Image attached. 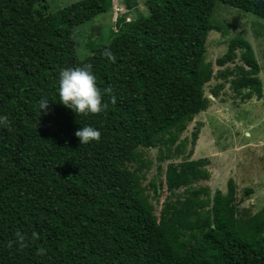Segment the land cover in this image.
Instances as JSON below:
<instances>
[{"label":"trees","instance_id":"trees-1","mask_svg":"<svg viewBox=\"0 0 264 264\" xmlns=\"http://www.w3.org/2000/svg\"><path fill=\"white\" fill-rule=\"evenodd\" d=\"M217 3L264 20V0H152L148 16L119 18L111 40L90 36L83 59L70 48L59 63L47 44L106 13L111 0L56 11L46 0H0V116L11 122L0 127V264H264V210L238 209L231 180L213 197L208 187H193L209 179L206 158L168 163L158 185L141 182L150 163L139 148L158 146L160 160L173 161L185 148L175 145L185 124L209 107L203 86L213 71L204 55L208 33L219 31ZM26 9L32 20L11 29ZM238 50L244 65L220 75H235L232 86L249 91L244 98H259L260 68L247 41L230 39L215 63L235 61ZM85 63L107 104L98 115L78 116L60 103V65ZM42 99L49 106L40 113ZM84 126L99 130L100 141L81 145L75 132ZM160 188L169 197L156 216L148 191ZM17 232L39 239L9 248ZM40 248L46 255H37Z\"/></svg>","mask_w":264,"mask_h":264},{"label":"rangeland","instance_id":"rangeland-1","mask_svg":"<svg viewBox=\"0 0 264 264\" xmlns=\"http://www.w3.org/2000/svg\"><path fill=\"white\" fill-rule=\"evenodd\" d=\"M76 1L79 0H46V3L49 9L56 11ZM129 1V3L134 2V0ZM139 5V9H115L116 5L112 2L113 8L93 17L88 23L77 27L57 42L48 43L47 50L59 54L56 57L59 62L58 58L70 53L71 48L76 60L79 61L89 53L86 43L90 36L107 42L118 32L119 27L116 23L122 16L124 23L128 24L134 20L135 15L150 14V7L146 9L141 3ZM162 5L161 2L156 7L160 8ZM152 7L151 5V9ZM33 15L34 12L27 9L16 15L9 22L11 29L25 26L32 20ZM126 16L128 19L125 18ZM212 20L219 31H210L205 43L204 60L205 63L212 65L213 71L211 80L203 86L204 95L209 99V107L185 124V129L175 144L184 143L185 148L173 161H161L158 146L148 149L139 148L142 159L150 163L148 168L141 170L144 176L141 182L144 186L152 181L158 185L163 182L164 169L168 163L177 164L186 158L189 160L206 158L209 179L199 181L193 187H208L213 197L217 190L225 194L228 190V181L231 180L235 187L238 209L253 215L264 210V20L221 3L216 4ZM237 37L250 44L259 65L258 79L262 87L259 98L255 95H252L251 99L244 98L249 91L232 86L231 82L236 79L235 75L229 77L220 75L226 68L233 69L236 65H244L240 61V50L237 51L235 61L228 62L222 67L215 63L217 58L225 54L229 40ZM72 65L67 64L62 67L60 65V68L65 69ZM213 93L216 97H213ZM195 130L198 131L196 141L192 137ZM174 148L175 146L172 150ZM190 151L191 156H187ZM136 166L138 164L128 165L130 169ZM158 167L162 168V173L158 172ZM248 189L252 193L246 196L245 192ZM183 190L184 188H181L175 194L178 195ZM148 193L155 214L158 216L169 193L165 188H160L155 196L151 190Z\"/></svg>","mask_w":264,"mask_h":264},{"label":"clouds","instance_id":"clouds-1","mask_svg":"<svg viewBox=\"0 0 264 264\" xmlns=\"http://www.w3.org/2000/svg\"><path fill=\"white\" fill-rule=\"evenodd\" d=\"M103 55L112 63H115V56L111 50L106 49ZM93 65L85 63L83 66L62 69L59 73L58 95L60 103L73 110L78 116L89 114L98 115L105 111L107 104L103 102L104 97L97 87L96 77L92 71ZM115 103V96H112ZM49 102L46 99L39 101V109L46 112ZM10 120L6 116H0V127H10ZM81 145H87L92 141L99 142L101 132L92 126H84L75 132ZM39 239V233L33 232L31 236L17 232L15 240H10L7 244L9 248L17 247L23 249L28 246V242H35ZM47 250L40 248L37 255H46Z\"/></svg>","mask_w":264,"mask_h":264},{"label":"crops","instance_id":"crops-1","mask_svg":"<svg viewBox=\"0 0 264 264\" xmlns=\"http://www.w3.org/2000/svg\"><path fill=\"white\" fill-rule=\"evenodd\" d=\"M111 1L113 2V5H116V7L111 5V8L114 7L115 9H139L140 3H141V5H144L147 9L150 5V3H149L150 0H141V2H140V0H134L133 3H129L130 2L129 0H111ZM130 4H131V6H130ZM125 12L127 13V11H125ZM123 15H125V13H123ZM125 18L128 19L127 16Z\"/></svg>","mask_w":264,"mask_h":264}]
</instances>
